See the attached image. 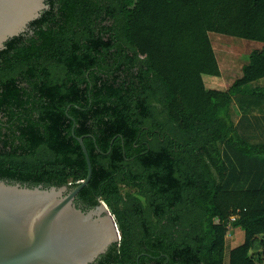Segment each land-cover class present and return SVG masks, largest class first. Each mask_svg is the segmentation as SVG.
Listing matches in <instances>:
<instances>
[{
  "label": "trees",
  "instance_id": "1",
  "mask_svg": "<svg viewBox=\"0 0 264 264\" xmlns=\"http://www.w3.org/2000/svg\"><path fill=\"white\" fill-rule=\"evenodd\" d=\"M0 50V180L103 201L120 239L93 264H264V0H45ZM209 33L256 41L225 90ZM262 82V81H261ZM259 83V82H257ZM231 217H234L231 219Z\"/></svg>",
  "mask_w": 264,
  "mask_h": 264
},
{
  "label": "water",
  "instance_id": "2",
  "mask_svg": "<svg viewBox=\"0 0 264 264\" xmlns=\"http://www.w3.org/2000/svg\"><path fill=\"white\" fill-rule=\"evenodd\" d=\"M47 7L45 0H0V50ZM76 140L87 175L75 187L0 180V264H93L119 241L116 222L103 201L88 210L75 205L91 176L82 137Z\"/></svg>",
  "mask_w": 264,
  "mask_h": 264
},
{
  "label": "rangeland",
  "instance_id": "3",
  "mask_svg": "<svg viewBox=\"0 0 264 264\" xmlns=\"http://www.w3.org/2000/svg\"><path fill=\"white\" fill-rule=\"evenodd\" d=\"M209 38L221 75L219 77L205 75L203 81L207 88L225 90L240 75L241 65L247 61L249 53L253 49H259L261 44L256 41L228 37L217 33H209ZM257 82V86L264 87V78ZM231 118L242 136L248 139H256V141L264 139V113L254 112L250 116L244 117L240 113L236 102L233 101L231 102ZM242 241V230L230 227L225 237V264H227L229 250L241 244Z\"/></svg>",
  "mask_w": 264,
  "mask_h": 264
},
{
  "label": "built area",
  "instance_id": "4",
  "mask_svg": "<svg viewBox=\"0 0 264 264\" xmlns=\"http://www.w3.org/2000/svg\"><path fill=\"white\" fill-rule=\"evenodd\" d=\"M234 217H231V219H233Z\"/></svg>",
  "mask_w": 264,
  "mask_h": 264
}]
</instances>
